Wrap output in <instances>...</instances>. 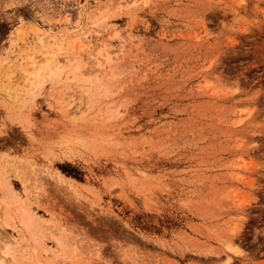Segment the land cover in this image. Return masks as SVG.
Masks as SVG:
<instances>
[{
	"label": "rangeland",
	"instance_id": "1",
	"mask_svg": "<svg viewBox=\"0 0 264 264\" xmlns=\"http://www.w3.org/2000/svg\"><path fill=\"white\" fill-rule=\"evenodd\" d=\"M0 233V264H264V0H0Z\"/></svg>",
	"mask_w": 264,
	"mask_h": 264
},
{
	"label": "bare ground",
	"instance_id": "2",
	"mask_svg": "<svg viewBox=\"0 0 264 264\" xmlns=\"http://www.w3.org/2000/svg\"><path fill=\"white\" fill-rule=\"evenodd\" d=\"M78 47H79V46H78ZM98 54H100V51L98 52ZM93 57H94V56H93ZM95 58H96V57H94V59H95ZM107 58H108V57H107ZM97 60H98V63H99L100 61H99L98 58H97ZM95 62H96V61H95ZM98 63H96V64H98ZM216 75H217V73H216ZM218 75H219V73H218ZM205 77H206V82H212V81H216V80L218 81V79H219L218 76H217V78H216V76H215V74H214V72H213V68H210V70L205 74ZM26 79H27V78H26ZM204 79H205V78H203V80H204ZM213 79H214V80H213ZM215 79H216V80H215ZM31 80H32V79H31ZM218 82H221V81H218ZM213 83H214V82H213ZM33 84H34V83H33ZM216 84H217V82H216ZM80 101H81V100H80ZM82 101H83V100H82ZM82 101H81V102H82ZM78 106H79V105H78ZM241 120H242V119L240 118V119L237 120V122H239V121H241ZM62 177H63V175H62L61 173H59V178L63 179L64 177H63V178H62ZM23 215H24V214H23ZM25 218H26V220H27V217H26V216H25ZM25 218H24V219H25ZM28 218L30 219V217H28ZM29 219H28V220H29ZM23 221H24V220H23ZM27 223H28V222H27ZM27 223L25 222L26 225H27ZM29 223H30V222H29ZM29 223H28V224H29ZM2 232H3V231H2ZM0 234H1V233H0ZM0 237H1V238L4 237V238L9 239V236H8L7 234H1ZM227 247H228L231 251H233V252H235V253L238 252V251H237L234 247H232L231 245H228ZM226 257H227V256H226ZM226 257H225V259H223V260H226V262L229 261V260H231V257H227V258H226Z\"/></svg>",
	"mask_w": 264,
	"mask_h": 264
}]
</instances>
